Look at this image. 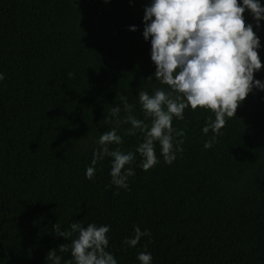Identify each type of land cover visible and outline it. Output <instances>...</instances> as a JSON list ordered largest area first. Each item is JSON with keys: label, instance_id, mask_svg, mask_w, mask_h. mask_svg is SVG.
<instances>
[{"label": "trees", "instance_id": "1", "mask_svg": "<svg viewBox=\"0 0 264 264\" xmlns=\"http://www.w3.org/2000/svg\"><path fill=\"white\" fill-rule=\"evenodd\" d=\"M149 3L0 0V264H50L53 249L64 264L77 233L64 238L53 225L71 231L77 221L110 226L118 264H139L144 250L152 264H264V91L246 96L209 148L213 134L201 128L213 113L186 109L172 122L184 130L183 151L166 164L157 143L159 162L146 171L137 154L127 189L111 184L107 156L85 178L96 140L112 127L102 123L109 109L126 99L144 119L138 91L166 87L142 36ZM244 16L261 40L254 77L264 80V21L256 28ZM128 127L110 148L135 152L143 135ZM136 226L150 236L129 247Z\"/></svg>", "mask_w": 264, "mask_h": 264}, {"label": "clouds", "instance_id": "2", "mask_svg": "<svg viewBox=\"0 0 264 264\" xmlns=\"http://www.w3.org/2000/svg\"><path fill=\"white\" fill-rule=\"evenodd\" d=\"M248 11L260 28L264 21V4L261 0H150L144 6L142 36L150 42V59L155 65V81L166 87H158L150 94L139 90L138 102L144 119L133 115L134 105L126 99L109 109L102 123L112 127L101 133L96 140L90 165L85 169V178L91 180L98 160L110 157L111 184L117 188H128V178L134 175L130 165L139 154V166L148 170L159 159L156 144L164 163L171 164L177 154L183 151L184 130L173 127V120H183L186 109L211 110L214 118L206 119L201 132L211 131L212 137L204 144L209 148L221 134L226 122L235 116L238 106L246 96L258 89L264 91V80L256 79L254 73L262 68L258 54L260 37L253 30V23H246L244 13ZM135 31L136 26H129ZM70 78L71 73H67ZM5 79L0 72V80ZM147 80H153L148 77ZM123 111L124 115L121 116ZM145 120H150L145 123ZM130 125L125 134L143 135L135 152L123 151L109 145L123 143L117 133L121 124ZM127 166V167H126ZM71 231H62L56 224L53 229L58 236H77L70 242L71 259L64 264H118L112 252L108 251L110 226L79 221L69 225ZM134 235L123 241L135 247L143 236H150L147 229L133 228ZM62 244L60 252L68 250ZM152 254L139 251V264H152ZM50 264H61L56 249L46 257Z\"/></svg>", "mask_w": 264, "mask_h": 264}]
</instances>
